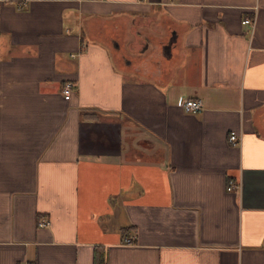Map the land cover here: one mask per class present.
<instances>
[{
  "label": "crops",
  "instance_id": "0c3cea01",
  "mask_svg": "<svg viewBox=\"0 0 264 264\" xmlns=\"http://www.w3.org/2000/svg\"><path fill=\"white\" fill-rule=\"evenodd\" d=\"M102 257L264 264V0H0V264Z\"/></svg>",
  "mask_w": 264,
  "mask_h": 264
},
{
  "label": "built area",
  "instance_id": "2783aa9c",
  "mask_svg": "<svg viewBox=\"0 0 264 264\" xmlns=\"http://www.w3.org/2000/svg\"><path fill=\"white\" fill-rule=\"evenodd\" d=\"M140 1H147V0H140ZM243 24L254 25V21L252 18H246V19H244ZM74 87H75V84L72 82H66L63 85L62 94L64 96V99H66V100L71 99V96L74 92ZM181 106H182V109L185 113L198 114L203 110L204 103H203L202 99H200V98H188V99H184L182 101ZM230 141L234 144H238L240 142L239 135L236 132L232 131L230 134ZM234 187H236V184L231 182L230 185L228 186V190H232V189H234ZM38 225H39V227H45L48 225V221L46 219L42 220L39 222Z\"/></svg>",
  "mask_w": 264,
  "mask_h": 264
},
{
  "label": "trees",
  "instance_id": "16d2710c",
  "mask_svg": "<svg viewBox=\"0 0 264 264\" xmlns=\"http://www.w3.org/2000/svg\"><path fill=\"white\" fill-rule=\"evenodd\" d=\"M93 114H95L94 112H84L83 113V117L84 118H89V119H92V116L91 115H93ZM34 263V262H33ZM32 263V264H33ZM94 264H104V260H103V257H102V259H95V262H94Z\"/></svg>",
  "mask_w": 264,
  "mask_h": 264
}]
</instances>
